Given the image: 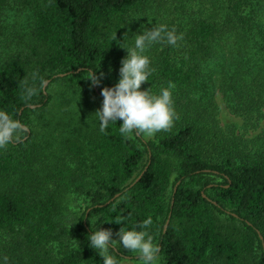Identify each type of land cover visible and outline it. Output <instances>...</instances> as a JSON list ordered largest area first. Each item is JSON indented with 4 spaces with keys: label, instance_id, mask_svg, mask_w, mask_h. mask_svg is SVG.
Wrapping results in <instances>:
<instances>
[{
    "label": "trees",
    "instance_id": "16d2710c",
    "mask_svg": "<svg viewBox=\"0 0 264 264\" xmlns=\"http://www.w3.org/2000/svg\"><path fill=\"white\" fill-rule=\"evenodd\" d=\"M8 9L26 12L31 24L18 37L23 48L0 47V110L29 131L0 149V264H103L89 246L91 220L117 233L142 230L149 216L162 264H264V0H0V40ZM160 24L184 39L151 46L155 71L141 90L159 94L175 83L172 130L125 139L122 121L101 133L92 116L60 147L74 167L54 162L41 178L28 116L48 106L51 84L82 91L101 109L102 88L120 78L124 48ZM89 72L104 73L100 86L90 87ZM27 75L39 90L30 101L20 86ZM40 78L49 80L45 93ZM222 105L240 124H221ZM88 152L101 171L93 187L78 182L93 162ZM69 191L86 206L61 222L56 214Z\"/></svg>",
    "mask_w": 264,
    "mask_h": 264
},
{
    "label": "clouds",
    "instance_id": "9594fccd",
    "mask_svg": "<svg viewBox=\"0 0 264 264\" xmlns=\"http://www.w3.org/2000/svg\"><path fill=\"white\" fill-rule=\"evenodd\" d=\"M126 36L127 34L124 38ZM183 39V33L177 34L175 28L169 30L167 25L160 24L151 30L144 29L142 34L134 35L133 47H122L126 49L127 56L120 62L118 83L111 88H102V107L94 114L100 121L101 133L106 132L110 123L117 121H122L119 132L125 139H131L133 133L136 136L153 138L157 133L172 130L175 121L179 119L173 100L175 83L170 81L166 88L160 89L159 94H153L150 88L141 90V87L148 83L149 77L155 71L151 67L150 57L146 55L151 46L166 42L170 46L179 47V41ZM38 77V72L31 73L33 82ZM103 77V72L99 76L97 72H89L86 80L91 82L90 87H98ZM40 82L43 87V78H40ZM20 86L24 88L23 99L26 101L39 94L36 87L29 86L28 75L21 80ZM27 131L26 125L6 111L0 110V149H6L10 143L18 142ZM152 224L153 219L149 216L137 225L142 230L121 227L115 233L118 239H113L111 229L98 228L88 237L89 246L102 257L103 264H130L131 259L122 258L114 251L119 250L121 246L124 250L136 254L139 264H159L161 249L147 231Z\"/></svg>",
    "mask_w": 264,
    "mask_h": 264
},
{
    "label": "rangeland",
    "instance_id": "374dc122",
    "mask_svg": "<svg viewBox=\"0 0 264 264\" xmlns=\"http://www.w3.org/2000/svg\"><path fill=\"white\" fill-rule=\"evenodd\" d=\"M30 24V19L26 12L6 10L3 26L5 38L4 40L2 38L0 40L1 49L10 52L23 48L25 38L23 37L19 41L18 37L28 30ZM11 37H13L12 40L10 39ZM48 92L52 96L48 106L28 116L31 128L35 134L34 142L36 143L34 147L28 146V148L32 149L34 156L38 158V163L33 162L32 167L41 171V178L51 163L61 162L62 164H67L69 167H74V164L69 163V159L61 153L60 147H62L65 138L73 137V135L79 133L77 131L79 124L89 121L90 117L95 116V112L100 109V104H93L84 92L67 88L63 82L52 83ZM219 118L222 125L230 123L240 124V120L231 115L226 108H223V105L221 106ZM87 155L93 162H88V166H84L86 172L84 180L80 179L78 182L85 187H93L96 184L95 178L97 180L100 178V174L97 173H101V171L97 166L99 162L95 156L90 152ZM208 178L212 182L220 181V178L214 175H209ZM42 181L41 185L43 186ZM47 187L52 188L55 186L48 183ZM62 198L63 201L57 211L56 218L61 222H72L86 206L85 198L78 195L75 191L65 192ZM91 223L96 229H107L97 217H94ZM113 234V239H118L114 232ZM119 250L122 252V258L131 259L130 264H139L135 257L136 254L124 250L122 246ZM159 264H162L161 258L159 259Z\"/></svg>",
    "mask_w": 264,
    "mask_h": 264
},
{
    "label": "water",
    "instance_id": "95a60500",
    "mask_svg": "<svg viewBox=\"0 0 264 264\" xmlns=\"http://www.w3.org/2000/svg\"><path fill=\"white\" fill-rule=\"evenodd\" d=\"M67 73H59V74H57V76H64V75H66ZM49 83V80H46L45 81V83H44V85H43V87H42V89H43V92L45 93V89H46V85ZM37 105H30V108H35ZM21 112V111H20ZM29 131V130H28ZM27 131V132H28ZM25 139V138H24ZM146 169V168H145ZM145 171V170H144ZM144 171L143 172H141V174L137 177V179L135 180V181H137V180H139V178L141 177V175L144 173ZM179 184V181L177 182V184L175 185V187H174V191H175V189H176V187H177V185ZM115 197H117V195L116 196H114V198ZM114 198H112L111 200H113ZM169 218H170V214L168 215V218H167V220H166V222H165V225H164V229H163V231H165L166 230V228H167V225H168V222H169Z\"/></svg>",
    "mask_w": 264,
    "mask_h": 264
}]
</instances>
